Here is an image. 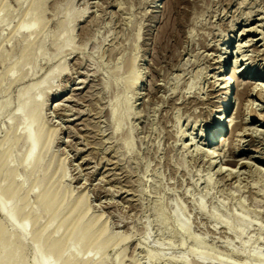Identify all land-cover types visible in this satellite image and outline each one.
Instances as JSON below:
<instances>
[{"label": "rangeland", "instance_id": "1", "mask_svg": "<svg viewBox=\"0 0 264 264\" xmlns=\"http://www.w3.org/2000/svg\"><path fill=\"white\" fill-rule=\"evenodd\" d=\"M258 25L264 0H0V205L13 193L17 215L13 224L0 208L2 264H39L37 236L44 253L64 243L62 264H264V125L253 135L237 126L241 113L264 115V99L241 97L236 83L226 96L220 80L236 68L264 86ZM249 39L257 49H241L234 65ZM128 74L137 80L126 84ZM226 100L224 137L242 135L235 156L250 167H224L240 172L223 179L196 149ZM23 105L45 135L27 172ZM49 197L46 219L39 198ZM82 216L87 230L70 241Z\"/></svg>", "mask_w": 264, "mask_h": 264}, {"label": "bare ground", "instance_id": "2", "mask_svg": "<svg viewBox=\"0 0 264 264\" xmlns=\"http://www.w3.org/2000/svg\"><path fill=\"white\" fill-rule=\"evenodd\" d=\"M175 2V1H174ZM174 8V12H175V6L173 7ZM173 11V10H172ZM171 11V12H172ZM176 13V12H175ZM172 14V13H171ZM174 14V13H173ZM72 14H70L69 16V20H71L72 18ZM171 16V15H170ZM172 17V16H171ZM172 19V18H171ZM173 20V19H172ZM170 21V20H169ZM261 21V20H260ZM37 24V23H35ZM176 23L174 22V25ZM178 24H181V23H177L176 26ZM259 27H262L264 28V25H258ZM174 27V26H172ZM25 27H23L24 29ZM177 29V28H176ZM26 30V29H25ZM175 31V30H174ZM173 31V32H174ZM246 32V33H245ZM250 32H253L252 30H243L242 31V34L240 35L241 38H246L248 36V33ZM230 39L231 37L229 36V42H230ZM264 41V38L261 39ZM259 40V41H261ZM72 41V40H71ZM228 42V43H229ZM247 44L249 43H252V44H249V46H242L240 45L238 47V52H236V57H235V63L234 65H238V61H242L240 59H237L238 57H242L243 55V52L240 51L241 49L243 48H246V47H249V48H252L254 47V49L256 50L257 47H256V44L258 43H255L253 42V40L249 39L248 41H246ZM71 45V44H70ZM69 44L68 43H64L62 44L58 51L60 50H63L64 48L68 47ZM256 52V51H255ZM228 51L225 49V53H223L226 57L223 59V61L219 62L218 61V64L221 65L220 68H218V70L220 71V73L224 72L225 71V61L227 59V55H228ZM257 53H258V50H257ZM46 55V54H45ZM233 55V54H232ZM244 57V56H243ZM234 72H233V75H231L230 78H227V75H223V77L220 79L222 82H223V87L221 88V91L223 90V94H225L227 96L228 92H229V89H233V83L237 84V88L238 90H240V94H241V97H245V98H249V97H252V96H255L257 98H262L264 99V86L262 85H259V84H255L252 83L251 84V81L249 82H242L240 81L239 79H237L236 77V74L238 73V70L235 68L233 69ZM130 75H132L131 73H133V71H129ZM57 73V72H56ZM59 73V72H58ZM128 74V79L125 80L126 84H129L131 81H135L137 80V77H131L130 75ZM135 74V73H134ZM59 75V74H58ZM250 75V76H249ZM252 74H248L247 76V79H250V80H257L256 77H253L251 76ZM134 76V75H133ZM136 76V74H135ZM57 77V76H56ZM54 76V74L50 77H48L47 79H45L43 82H42V85H46V84H51V81L54 80L56 78ZM250 77H253L252 79ZM258 78H260V75L258 76ZM132 79V80H131ZM139 79V78H138ZM218 81V80H217ZM134 84V83H133ZM251 84V85H250ZM216 85V84H215ZM242 87V90L240 89V87ZM252 86H256L255 88H252ZM260 87L257 89V87ZM216 87V86H214ZM244 101V100H243ZM29 103V102H28ZM29 105V104H28ZM6 103L5 105L2 107L3 109L6 108ZM228 107H229V100H226V103L224 105V108H221L219 111H221L219 117L217 118V127L215 128V132L210 135L207 139H205V142H204V147H206V149H201V148H198L196 149V151L200 154H204L206 156V158L208 159V164L210 167H213L212 169H214L215 167H217V165H220V167H218L217 169V173L219 176H223L224 178L223 179H226V177L228 176H231V175H236L240 172L237 171V172H233V170H229V169H226L224 167H232V168H236L238 167V164L241 165V168L242 167H246V166H249L250 167V164L249 163H245V162H242L243 160L242 159H236L237 157L235 156L236 155V152L241 150L242 146L244 144H241V139L239 141V143H237L238 140H234L235 137H241L242 135H239L240 132L243 133V135H247L245 134L246 131H248L247 129L249 128V132H252V135L254 133H258L256 130V128H252L250 127L251 125L253 124H259L260 126H263L264 125V115L263 114H259L257 110L256 113H254L255 115H257V119H254V120H251L250 122L248 121V119L246 118L247 116V113H241V121L239 122V124L237 125L238 128H239V133H234L232 132L233 134V140L230 141V139H226L224 136L225 134L227 133V130L231 127L230 126V123H233L232 119H231V116L229 117V114L230 113H227L229 112L228 111ZM253 107V106H252ZM240 108V107H239ZM250 108V107H249ZM254 108V107H253ZM242 109V108H241ZM246 109V108H245ZM251 109V108H250ZM257 109V108H256ZM262 109V108H261ZM239 111V109H237ZM254 112V110H252ZM251 111V112H252ZM18 112L23 114L24 115V118H25V121L28 122L27 126L25 127L24 129V133H25V137H26V141L28 143V149H27V152H26V156H25V162H24V171H28L32 164H34L36 158H37V155H38V152L40 151L41 147L45 145V135H42L41 137H38L37 136V133H36V130L35 128H33V124L35 122L34 120V116L32 115V113H30V110L28 109V106L26 105H23L21 106L19 109H18ZM242 112V111H241ZM246 112V111H245ZM250 112V113H251ZM238 113V112H237ZM16 114V113H15ZM14 114V115H15ZM239 114V113H238ZM238 115V116H240ZM249 115V114H248ZM12 116V115H11ZM237 116V117H238ZM11 118V117H10ZM239 119V118H238ZM229 124V125H228ZM230 127H228V126ZM256 126V125H255ZM253 126V127H255ZM235 128V126L233 127V129ZM237 130V128H236ZM235 130V131H236ZM244 130V131H243ZM237 131V132H238ZM224 132V133H223ZM251 135V134H250ZM221 138V141L222 144L219 145L218 147L215 146V142L214 141H217L219 142V139L218 138ZM55 138V137H54ZM225 138V139H224ZM260 138V137H258ZM217 139V140H216ZM60 140V139H59ZM243 140V139H242ZM263 140V139H262ZM228 147V151H231V155H227V152H226V149ZM225 149V151H224ZM210 150H214L213 151V156L210 152ZM230 154V153H229ZM48 155V154H47ZM215 155V156H214ZM218 158L219 160V164H216L217 162H215V159ZM242 160V161H241ZM10 161V160H9ZM45 163V161H44ZM248 164V165H247ZM56 165V164H55ZM54 165V166H55ZM229 173V174H227ZM25 174V172H24ZM227 174V175H226ZM64 175V174H63ZM42 177V176H41ZM232 177V176H231ZM230 177V178H231ZM54 179V178H53ZM228 179V178H227ZM26 180V178H25ZM31 180V179H30ZM27 183H28V179L26 180ZM57 183V182H56ZM63 184V183H62ZM45 185V183L43 184ZM57 185V184H56ZM49 186V185H48ZM43 187H41L42 189ZM38 189V188H37ZM38 192V191H37ZM33 193V192H32ZM43 194V193H42ZM4 195L5 197L8 199V204H1L0 205V208H1V212L4 214V216H6L7 220L11 223H16V220H17V215L15 214H10L9 213V204L12 203L14 201V194L9 192V191H4ZM72 199V197H71ZM39 205L43 207V214H44V217H48V215L54 210V207L53 204L51 203L52 201V197H49V198H39ZM36 202V201H35ZM38 204V203H37ZM36 204V205H37ZM35 205V206H36ZM34 206V207H35ZM89 206V205H88ZM36 207H39V206H36ZM59 208V207H57ZM37 209V208H36ZM34 210V209H33ZM41 210V209H38V211ZM61 210H64V211H68L67 214H69L72 210H73V205H71V207L69 208H66V206L64 205ZM47 219V218H46ZM35 220V217L32 216V217H29L25 220L26 222V225H29L31 223H33ZM45 221V219H44ZM61 224L63 223H59L58 226H60L61 228ZM65 225V224H64ZM30 226V225H29ZM70 227V231L72 232L71 235H70V238L72 240H74L75 238L81 236L82 234H84L87 230V227H86V218L85 217H81L77 222L73 223L72 225L69 226ZM90 230V229H89ZM61 233V232H60ZM44 236L47 237V232H44L43 234ZM94 236H97V235H94ZM28 241V239H27ZM34 241L36 242V244H38V251H37V255H36V258H37V261L39 264H62V260L64 258V254H63V248H64V243L59 241V240H53L52 244L50 245V248L48 249L47 252H43V245H42V238H39L38 236L34 238ZM69 243V242H68ZM32 244V243H31ZM33 245V244H32ZM49 246V245H48ZM84 249H85V242H84V239H79L77 241H75L73 243V245L71 246L70 248V252L71 254L76 257V258H79L80 257V254L82 253L84 255ZM90 252V251H89ZM92 253V252H91ZM70 254V256H71ZM81 254V255H82ZM4 255H5V258H6V253L3 252L0 254V264H2L4 261H5V258H4ZM98 255V254H97ZM73 257V258H74ZM199 258L202 259L203 256L199 255Z\"/></svg>", "mask_w": 264, "mask_h": 264}]
</instances>
